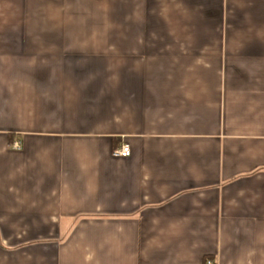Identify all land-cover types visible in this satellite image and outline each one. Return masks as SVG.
<instances>
[{
	"label": "crops",
	"instance_id": "0c3cea01",
	"mask_svg": "<svg viewBox=\"0 0 264 264\" xmlns=\"http://www.w3.org/2000/svg\"><path fill=\"white\" fill-rule=\"evenodd\" d=\"M0 264H264V0H0Z\"/></svg>",
	"mask_w": 264,
	"mask_h": 264
},
{
	"label": "built area",
	"instance_id": "2783aa9c",
	"mask_svg": "<svg viewBox=\"0 0 264 264\" xmlns=\"http://www.w3.org/2000/svg\"><path fill=\"white\" fill-rule=\"evenodd\" d=\"M13 148L19 149V144L14 143ZM112 155L117 158H127L131 155L130 147L126 144H122L118 149H116Z\"/></svg>",
	"mask_w": 264,
	"mask_h": 264
}]
</instances>
